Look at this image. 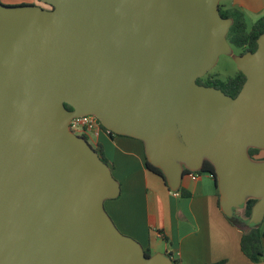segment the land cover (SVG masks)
Instances as JSON below:
<instances>
[{"label":"water","instance_id":"95a60500","mask_svg":"<svg viewBox=\"0 0 264 264\" xmlns=\"http://www.w3.org/2000/svg\"><path fill=\"white\" fill-rule=\"evenodd\" d=\"M39 1L50 8L0 1V264H174L105 210L120 183L70 129L82 115L142 141L171 191L210 162L224 216L258 226L264 158L249 148L264 150V31L237 54L220 0ZM220 55L245 76L235 97L196 82Z\"/></svg>","mask_w":264,"mask_h":264},{"label":"crops","instance_id":"0c3cea01","mask_svg":"<svg viewBox=\"0 0 264 264\" xmlns=\"http://www.w3.org/2000/svg\"><path fill=\"white\" fill-rule=\"evenodd\" d=\"M227 5L225 10H239L245 22H255L264 15V0H229ZM90 140L101 145L112 175L120 183L119 195L104 202L105 210L116 227L140 242L149 254H171L180 264H264L263 257L251 262L241 252V231L217 206L215 182L208 172H185L180 187L187 195L182 196L169 190L158 175L146 168L139 139L117 134L111 137L99 129ZM260 229L264 231V218ZM262 249L264 252V237Z\"/></svg>","mask_w":264,"mask_h":264},{"label":"trees","instance_id":"16d2710c","mask_svg":"<svg viewBox=\"0 0 264 264\" xmlns=\"http://www.w3.org/2000/svg\"><path fill=\"white\" fill-rule=\"evenodd\" d=\"M222 5L219 3V11L220 15L223 17H231L233 19L232 25L229 27V30L227 32L226 38L229 42V44L239 50V53H244L247 51H254L257 47L256 39L259 36L260 33L264 31V15L261 16L259 19H257L251 26L250 28L247 27V24L244 20L243 14L237 10V9H232V10H222ZM245 80V76L237 70L236 74L233 76H230L226 78L225 80L219 79L214 77V81L217 83H220L223 86H228L231 87L233 90V93H231L232 97H235L238 91L240 90L243 82ZM196 82L200 84V81L197 79ZM204 86H213V87H218L220 88L219 85L216 83H206V84H201ZM221 89L224 91V88L221 87ZM68 109H71L69 105H66ZM99 127L102 131L106 132L109 134V136L112 137V135H116L115 133L107 130L104 128L102 125L99 124ZM86 138L89 141V137L85 134H79ZM142 142V141H141ZM143 144V143H142ZM91 145V143H90ZM96 151H98L100 158L108 164V160L104 157L103 151L101 149V145L98 143L92 144L91 145ZM261 150L255 149V148H249V154L251 157L256 158V159H262L264 157H259L258 155L260 154ZM145 166L146 168L153 172L154 174L158 175L164 185L168 187L166 180L161 172L160 169L157 167L153 166L150 164L146 158H145ZM184 172H188L187 170H184ZM200 172H208L213 179H215V173H214V167L213 165L205 161L202 169L199 171H196L194 173H200ZM175 193H178L182 196H186L187 193L183 191L181 187H179L178 190L174 191ZM216 196H217V206L219 207L218 203V189L216 187ZM255 202V199H249L246 204L240 209V217L242 219H246L250 215L251 208ZM232 225L237 227L241 231L240 235V240H239V246L240 250L243 253V255L248 258L251 262H258L261 257L264 259V252L262 249V238L264 237V231H261L260 229V224L258 226H253V227H248L244 224H239L233 219L227 218L224 216ZM146 255H150L148 251L145 250ZM171 256V254H168ZM172 258V261L174 264H180L179 259ZM223 261H218L215 263H208V264H222Z\"/></svg>","mask_w":264,"mask_h":264},{"label":"rangeland","instance_id":"374dc122","mask_svg":"<svg viewBox=\"0 0 264 264\" xmlns=\"http://www.w3.org/2000/svg\"><path fill=\"white\" fill-rule=\"evenodd\" d=\"M228 1L229 0H220L219 3L225 9V7H228L227 5ZM30 2H32V0H30ZM17 4H21V3H17ZM23 4H26V3H23ZM8 5H14V4H8ZM253 22L254 20L252 21V19H246L247 27L250 28ZM238 52H239L238 49L234 50V53H238ZM236 71H237V67L233 59L227 55H220L215 66L209 70L210 72L209 74L213 77L225 80L226 78L233 76ZM90 143L92 145L91 140H90ZM258 156L264 157V150Z\"/></svg>","mask_w":264,"mask_h":264},{"label":"built area","instance_id":"2783aa9c","mask_svg":"<svg viewBox=\"0 0 264 264\" xmlns=\"http://www.w3.org/2000/svg\"><path fill=\"white\" fill-rule=\"evenodd\" d=\"M69 127L74 133L78 135L85 133L89 138L92 135H96L100 129L99 122L93 115L74 117L69 121Z\"/></svg>","mask_w":264,"mask_h":264},{"label":"flooded vegetation","instance_id":"af4514ba","mask_svg":"<svg viewBox=\"0 0 264 264\" xmlns=\"http://www.w3.org/2000/svg\"><path fill=\"white\" fill-rule=\"evenodd\" d=\"M30 3H32V4H36V5H40V6H42L43 8H50V6H49L48 4L43 3V2H41V1H39V0H32V2H30ZM223 9H224V8L222 7V10H223ZM232 48H233V47H232ZM234 50H235V48H233V51H234ZM237 54H241V53L238 52ZM236 72H237V71H236ZM236 72H235L234 74H236ZM209 73H210V72L207 71L203 76L197 78V79L200 81V84L216 83L217 85L220 86V88H218V87H215V88H218V89H220L221 91H223V90L221 89V87H222V88H224V91H223V92H224L225 94L231 96V93H233L232 88H231V87H228V86H223V85H221L220 83H217L216 81H214V77L211 76ZM88 142L90 143V141H88ZM236 212L239 213V214H241V213H240V209H239V210H236Z\"/></svg>","mask_w":264,"mask_h":264}]
</instances>
